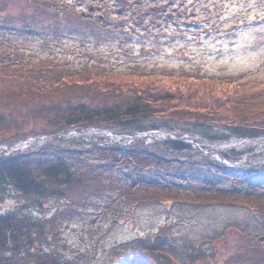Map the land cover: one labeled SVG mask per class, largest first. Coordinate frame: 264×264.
<instances>
[{
  "label": "rangeland",
  "instance_id": "1",
  "mask_svg": "<svg viewBox=\"0 0 264 264\" xmlns=\"http://www.w3.org/2000/svg\"><path fill=\"white\" fill-rule=\"evenodd\" d=\"M169 1L170 3L163 7V10L170 7L169 17H166L164 12L157 14L161 13V10L160 7H155L157 13L148 11L141 14L143 23H138L141 25L138 29L136 26L132 27V16L135 13L130 8H125L121 14L127 11V20L122 25L126 32L119 34L124 37L121 44L127 47L125 50L119 45V40H96L90 35L79 36L81 30H88L91 34V27L97 28L94 25L96 22H83L80 18L70 15L62 20L61 30L54 35V30L45 28L46 21L38 13L37 7L31 2L29 4V0H6L7 4L0 7V21L7 16L16 21L15 14L19 12L32 19L29 24L32 30L22 32L19 39L11 38L12 34L7 30L3 35L0 33V42L5 44L0 43V50L5 49L6 45L20 46L25 49L21 55L26 53L27 62H33V58L26 49L30 50L34 60L66 49L70 53L83 56V62L88 55L94 57L95 63H100V66H116L115 70L108 68L112 71L109 81L114 80L113 75L120 77L129 72L128 69L132 68L134 62L135 68H148V74L153 71L176 75L181 68L187 71L198 67L202 71L200 77L187 78L197 77L201 81L180 78L170 83L177 85L178 89L196 86L204 89L213 81L215 85L222 83L228 85L229 89H239V98L243 99H238L236 103L234 100L230 109L222 110L220 107L225 98L221 94L227 92L218 90L222 93H219V107L215 111L218 116L216 120L206 116L207 108L200 106L180 107L181 110L168 108L163 113L167 117L163 118H173L169 122L172 127L160 129L166 135L177 134V138L188 144L183 149L172 148L163 143L162 134L148 131L143 132L145 134L140 133L143 134L139 138L143 139V144L138 143L126 136L131 129L125 126L70 128L60 136L40 135L47 127L41 117L36 125L31 124L32 116L27 117L28 123L21 121V126L18 125L16 130H12L13 135H2L0 156L16 155L17 152L21 153V150L36 151L49 144L55 147L64 145L68 148H80L82 144L76 140L91 146L89 151L79 154V160L76 153L67 152L69 160L75 164L72 171L84 161L100 164L102 157L95 160L94 157L104 145L117 143L127 149H136L137 145L145 146V151L158 154L163 160L166 157L181 163L184 175L181 186L191 189L195 185V194L216 191L213 194H201L204 196L182 193L167 197L162 194L160 200L135 204L129 202L131 198L128 195L132 197V190L128 192V184L121 181L114 172H126L128 167L118 165L120 160L114 162V171L101 172L104 176L103 183L107 181L114 185L104 190L91 187L89 190L96 196L92 195V199H86L84 205H78L68 197L59 200L57 197H49L41 207L26 206L14 185H8L0 199V214L12 213L19 216L23 213L37 217L42 215V209H46L47 214L60 209L59 216L63 221L57 231L61 232V239L56 241L54 233L52 235L50 231L43 230L38 237L41 241L38 242L37 239L35 244L40 243L44 249L59 247L70 256L80 251L85 252L91 256L93 264L119 263L123 261L124 255L116 251L111 253L112 246L137 236L154 240L157 236H167L168 224L172 233L177 235L176 241H179L177 247L167 250L168 254H160L167 258L168 262L175 261L168 257L169 254L173 252L171 255L180 257L182 252H188L189 244L193 245L189 251L192 255L202 253L206 249L214 250L212 260H202V257L194 264H205L204 261L210 262L209 264H242L241 261L251 263L264 260V209L256 206L260 204L259 201H264V0ZM151 16H158L157 20L151 22ZM34 18L39 19L33 20ZM107 77L108 75L98 78ZM154 79L148 78L147 81ZM160 81L169 82L165 79ZM126 82L129 81L123 83ZM50 90V93L44 92L37 99L55 96L56 90L53 87H50ZM10 94L12 100L13 97H19L14 93ZM37 99L35 101H38ZM196 100L197 103L200 101ZM16 105L19 106L15 102L12 104L14 107ZM15 110L18 111L19 108ZM182 120H185L186 124L188 120H194L197 126L187 124L189 129L182 128L183 125H179ZM202 121L209 127L201 125ZM253 133L255 135H251ZM115 134L117 136H114ZM227 135L229 137L225 139ZM222 136L224 137L221 138ZM244 136L250 138H243ZM59 137L62 141H53ZM221 153H230V159H223ZM235 157L238 160H234ZM202 159L223 162L228 168H236L238 175L223 172L225 170L220 166L218 169L214 166L207 167ZM170 160L168 164L162 165L165 176H170L175 171ZM135 169L133 166L132 173H135ZM164 183L166 184V180ZM134 188L133 190H136ZM69 191L76 193L75 185L69 188ZM174 199L176 201L173 202ZM49 206H52V209H48ZM74 207H77L78 211ZM70 209L72 210L69 211ZM62 242H65L64 246L60 244ZM0 254L5 255L6 252L2 251ZM129 262L128 260L124 264Z\"/></svg>",
  "mask_w": 264,
  "mask_h": 264
},
{
  "label": "trees",
  "instance_id": "2",
  "mask_svg": "<svg viewBox=\"0 0 264 264\" xmlns=\"http://www.w3.org/2000/svg\"><path fill=\"white\" fill-rule=\"evenodd\" d=\"M113 1L116 4L111 0H29V4L31 2L32 5L37 7L38 13L46 21L45 28L54 30V35L61 30L62 20L71 15L73 18H80L83 22L89 21L98 24H94L97 28L91 27V34L88 30L79 31L80 37L90 35L96 40L108 38L119 40V45L123 50L127 47L121 44L124 37L119 36V34L120 32H126L123 30L122 25L127 20V11L116 15L113 5L121 3L127 10L130 8L135 13L132 16V27L136 26L137 29L143 23L141 14L148 11L153 13L158 7H160L161 13L155 11L157 14H163L164 12L166 17H169L171 12L170 7L167 9L168 11L163 10V7L170 3L169 0ZM6 4V0L0 1V7ZM21 14L23 13L15 14L16 21L14 19L10 20L11 17L9 16L1 19V35L7 30L12 34L11 38L19 39L22 32L32 30L29 25L32 19ZM98 14H101V16ZM157 17L151 16L150 21L157 20ZM38 19L34 18L33 20ZM6 46L5 49L0 50L1 138L6 133L11 134L12 130H16L18 125L21 126V121L28 123V116L33 117L31 122L33 125H36L37 120L40 119L39 117L43 118L42 121L47 128L42 130L43 132L40 135L45 134L54 137L65 134L70 128H112L113 126L130 128L131 130L128 132L131 134L136 131L172 127L169 122L173 118L168 117L166 120L163 118L167 117L163 113L168 108L181 110L182 107L193 106L198 108L200 106L207 108L206 116L211 120H216L218 116L215 115V111L218 110V101L221 95L225 98L222 107H220L222 110L230 109L234 100H236L235 103L238 99L243 101L239 98V89L235 87L229 89L228 85L222 83L217 84L220 85L217 86L212 80L211 85H204V89H199L197 86L193 88L179 87L178 89L177 85L172 84L180 78L201 81L200 78H197L202 73L201 68L198 67L187 71L181 68L176 75L154 73L153 71L148 74V68L146 69L144 66L135 68L133 66L134 62L132 68L128 69L129 72L120 77L113 75L114 80L109 81L112 71L108 68L111 67L115 70L116 66H112V64L100 66V63H95L94 57L91 58L87 55L83 62V56L74 52L70 53L65 49L34 60L33 55L29 52L30 50L26 49L33 58V62H27L25 59L26 53L21 55L22 50L25 49L16 45ZM25 70L27 72L23 73ZM106 75H108V80L98 78ZM189 76L197 77L196 79H194L195 77L187 78ZM148 78L155 79L147 81ZM159 78L169 82L156 81ZM26 81L28 84H25ZM124 81L129 82L123 83ZM49 86L56 90V95L49 96L47 99L42 97L37 99L44 92L50 93ZM221 89L222 92L227 93L219 95L222 92L218 90ZM10 93H14L19 97H13L12 100L10 96L12 94ZM4 95H8V97H3ZM197 95L200 97L198 98ZM36 99L38 101H35ZM196 99H200V101L197 103ZM14 102L19 106H12ZM15 108H19V110L17 111ZM24 112L25 115L23 116ZM187 124L197 126L194 120H188ZM187 124L185 120L179 123L180 126L183 125L182 128L189 129ZM201 125L205 128L209 127L203 121ZM251 135H255V133ZM228 137L227 135L225 139ZM55 140L62 141L60 137L53 141ZM134 140L143 144V139L134 138ZM70 141L71 139L68 142ZM76 142L81 143L82 146L80 148H68L64 145L55 147V145L49 144L36 151L21 150V153L15 152L16 155L0 156V199L4 196L3 194L8 185L12 184L21 195L26 206L33 207L36 205L41 207V204L49 197H57L58 200L68 197L77 202L78 205H84L86 199H92V195L96 196L92 190H89L91 187H97L94 188L95 190H104V188H110L109 186L114 185L107 181L104 184V176L101 175V172L104 170L106 172L114 171V165H116L114 162L119 160L118 165L121 167L127 166L128 168L123 174L119 171L114 172L121 181L128 184V192L132 190V197L128 195L131 198L129 202L135 204L149 200H160L159 198L163 197L162 194L167 197H174L182 193H190L191 196H204L201 194L216 192L204 191L200 192L201 194H195L197 191L195 185L191 189L181 186L180 182L184 175L182 173L183 167H181L179 161H171L166 157L163 160L158 157V154L145 151L146 147H139V145L136 146V149H127V147L117 143L104 145L98 151L96 150L97 153L94 157V160L102 157L100 164L93 161H84L79 163V166L72 171L75 164L74 161L69 160L70 156L67 152L76 153L79 160V154L86 153L91 148V146H86L81 141L76 140ZM163 143L174 149H183L188 146V144L179 140H164ZM29 150L31 149L29 148ZM169 160L175 171L170 176H165L166 173L162 165L168 164ZM201 161L207 167L214 166L215 169H218L220 166L225 170L223 172L238 175L236 168H228L226 165L213 160L206 161L202 159ZM133 166L136 167L135 173L131 171ZM262 168L264 169V166ZM163 179L166 180V184ZM74 185L76 193L69 191V188L74 187ZM131 187H136L134 188L136 190ZM172 201L174 202L176 199ZM258 203L260 204H256V206L261 210L264 209V201ZM48 209H52V206H49ZM74 209L78 211L77 207H74ZM74 209L73 211H75ZM42 210V215L37 217L23 215V213L19 216L12 213L0 214V253L2 251L6 252L5 255L0 254V264H93L91 256H88L85 252L80 251L76 255L70 256L61 251L59 247L53 249V246H51L49 249H44L40 243L35 244V240L38 239L43 230L50 231L52 235L54 233L56 241L61 239V232L57 231L59 224L63 221V218L59 216L60 209L53 211L52 214H47L46 209ZM166 225L168 231L165 240L137 236L112 246L110 248L111 253L116 251L124 255L123 261L114 264H124L128 260L130 262L127 264H194L199 260L198 258L204 257L202 260L207 259L208 261L213 259L211 256L214 250L206 249V251L200 252L201 254L192 255L189 251L193 245L189 244L188 252H182L180 257L171 255L173 252L169 254L168 257L175 260L174 262L169 261V263L168 259L160 256V254H168L167 250H173L177 247L179 241H176L178 240L177 235L172 233L173 231L168 224ZM39 241L41 240L38 239ZM60 244L64 246L65 242ZM241 262L242 264L249 263V261L246 263ZM204 263L209 264L210 262L204 261ZM233 264H238V262ZM249 264H264V260L251 261Z\"/></svg>",
  "mask_w": 264,
  "mask_h": 264
},
{
  "label": "water",
  "instance_id": "3",
  "mask_svg": "<svg viewBox=\"0 0 264 264\" xmlns=\"http://www.w3.org/2000/svg\"><path fill=\"white\" fill-rule=\"evenodd\" d=\"M25 144V143H23ZM165 237H162V236H157L156 239H164Z\"/></svg>",
  "mask_w": 264,
  "mask_h": 264
}]
</instances>
